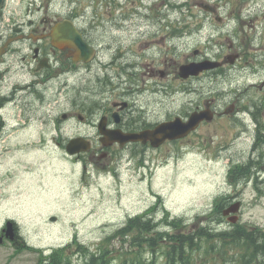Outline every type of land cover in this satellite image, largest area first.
<instances>
[{"label":"rangeland","instance_id":"obj_1","mask_svg":"<svg viewBox=\"0 0 264 264\" xmlns=\"http://www.w3.org/2000/svg\"><path fill=\"white\" fill-rule=\"evenodd\" d=\"M121 1L125 2L126 0H67L65 3L67 9L80 10L79 16L84 19V24L90 25L89 27L94 29V40L96 43L99 41V54L106 53L105 57L111 58L112 52L110 50L105 52L106 45L102 47V43L106 37L111 38L112 34L116 32L115 28L111 27L117 26L110 22L111 18L119 16L124 10L133 12L134 8L137 10L134 18L139 16L141 20H144V16L139 10H142L145 15L152 14L153 18L161 13L160 10L162 11L160 17H165L164 13L168 14L166 19L164 18L167 21L166 25L161 22L153 24V26L161 24V29L157 32L156 37L161 41L160 44L157 42L158 48H155L154 51L155 58L160 59V54H164L159 49L160 45L167 48L169 45L173 52L172 56L176 59L184 57L186 60L194 56L195 48H200L202 53L222 58L226 53L238 50L244 52L250 59L254 54L259 55L262 49L264 50V15L262 14L264 0L255 2L253 0H206L207 3L213 5L220 4L219 13L224 17L222 24L216 21L215 15L206 11L199 4L203 0H185L184 2L187 4L182 6L174 4L175 1L180 3L183 0H128L124 8H116L118 2ZM141 4L143 5L141 6ZM146 5H148L147 8ZM249 12H253V14L247 15ZM240 16L247 20H243ZM183 18L185 19L182 20ZM250 18L251 20H249ZM101 22L105 25L101 26ZM186 22L190 24V27L185 26ZM169 23L173 24L178 31H174V40L167 44V41L170 42L173 37V33L165 30L171 26ZM142 29L145 27L142 26ZM231 41L234 42L233 48H230ZM173 43L176 46H173ZM253 46L259 47L254 49ZM129 53L132 56V52L129 51ZM206 59L211 60L210 57ZM100 63V61H95L90 65L85 64L88 66H81L82 68L71 72L61 71L59 64L55 67H45L44 75H42L46 79L45 95H38V99L30 96L29 107L25 111L29 113V116H23L18 120L21 123L29 121V130L32 133L37 131L38 135L45 134L47 145L41 149L35 148L28 151L9 146L11 148L10 155L0 156V161L6 158L3 171L5 179L1 186L14 190L22 183L33 185L30 192L17 194L12 200L13 203L22 204L27 196L43 201L41 196L44 195L48 201L57 205V208L52 212L36 216V222H32L31 227L25 231L29 240L34 244H42L44 248L53 246L46 252L52 251L59 245L67 246V243H71L64 258L71 260L72 264H86L90 252L96 250L101 241L109 234L121 225H125L127 217L135 215L133 212L141 215L151 214L156 223L160 224V227L155 228L152 234H155L158 229L164 233L166 230H175L169 225V215L170 218L171 216L180 217L183 222H187L185 227L187 230L191 222L197 221L199 214L204 220L197 222L196 226L207 225L213 231L212 237L196 239L198 241L197 249H189L190 255L194 259L196 258L199 264H264V252L249 256L252 245L248 240L240 239L237 243L238 247L231 244L234 239L229 232L232 223H229L228 220L222 223L218 222L217 212L214 209L216 197L241 193L245 202L241 220L264 225V194L262 195L256 190L255 183L247 186L242 193L243 184H233L229 180L228 166L223 162L220 164L197 163L191 160L182 162L180 159H190L194 155L192 150L201 149L203 143L199 134L204 130L203 128L194 134L191 141L169 143L166 150L175 154L170 159L160 151L157 156V150H155L153 157L157 156L156 163L151 165L154 169L146 170L147 173L140 178L133 168L134 161L130 165L128 161L124 162L123 158L127 154L134 155L138 149L145 145L137 140L138 144L132 143L127 147L113 148L112 151L117 156H124L119 159L121 163L115 164L122 175L121 181H114L110 176L104 177L92 167V176L84 180L82 163L73 164L71 155L65 148L68 139L77 135L94 136L95 140L92 145L90 144L92 151L100 145L97 139L100 140L101 133L97 135L95 132L98 129L99 119L107 113V108L112 106L107 103L108 98H111L112 103L114 99L125 97L139 107L138 103L133 101L136 100L140 102L143 109L147 110L149 115L159 110L158 118H161L169 113L189 114L195 105L208 95V89L214 93L218 90L220 105H223L226 100L231 102L237 97L236 87L243 88L245 82H250L246 85L247 92L243 93L241 89L239 91V103H247L263 96V93L252 86L251 82L264 79V66L256 64L253 60L245 67L227 69L220 80L215 83L214 80L209 81L208 78L203 82L162 79L160 75L150 74L148 69L138 67V72L136 76L131 77V82L123 83L122 80H126L127 76L126 79L108 78L107 75L99 77L97 71L100 72V75L103 73L102 63ZM26 64L28 67L30 66L29 63L26 62ZM175 66L169 64L166 71L172 70ZM103 68L105 69L106 66ZM128 70L132 72V68H128ZM112 73L116 74V70L113 69ZM72 81H79L80 87L84 90H81ZM156 81L160 83H156ZM114 87H117L115 90L119 91L120 97L111 90ZM134 107L136 106L134 105ZM12 109L10 107L7 116L9 125L16 124L18 118ZM64 112H73L76 113V116L71 119L68 117L69 120H65L62 117ZM79 113H82L86 119L81 120L78 116ZM259 118L264 123L263 113ZM225 121L231 123L233 117L230 120L228 117L227 119L220 118L218 125L212 126L211 131L219 132L215 138L217 141L221 139V144L224 145L223 150L228 152L227 155L239 163L247 161L248 158L261 160L262 154L264 158V143L260 144V141H257L254 144L257 136L253 127L249 129V126L245 125L244 131L236 133L234 136V132L240 124H253V121L242 119L238 121L236 127L232 128ZM60 140H62V144L59 146L53 143V141ZM94 154L92 155L94 156ZM225 159L227 156L224 157ZM54 164H59L61 171H65L67 174L76 173V186L72 190L77 188L78 190L70 193L68 186L62 185L63 199L51 190L42 191L37 187L36 181L41 174H46V168H52ZM137 166L138 164L135 165V167ZM188 167H191L190 171H187ZM45 188H48L47 183H45ZM82 191L88 193L89 199L86 195H81ZM156 194H161L163 202L153 206L151 200L158 199L154 196ZM138 198H142L143 200L140 202H146L145 205L126 210L133 208L136 204L129 202H135ZM9 199L7 194L0 197V204L5 212H8L6 205ZM82 199H88L87 204H82ZM74 204L77 206H73ZM51 213L57 216V222H51L49 218ZM75 223L79 225H75ZM134 235L135 230L126 227V229H121L116 237L106 239L113 252L109 258L111 262L107 264H139L138 261L125 262L120 255L130 248L129 244L134 242ZM75 239L91 249L87 248L88 250L79 253L76 244L72 241ZM224 241L227 243L223 244ZM257 241L261 242L259 238ZM138 248L139 256L141 255L145 261L143 264H167L166 254L170 248L169 243L154 247L152 253H149L147 243H143ZM206 249L212 250L211 256L208 258H206ZM14 254V248L0 247V264H35L39 252L26 250L15 256ZM227 259H232L231 263L227 262Z\"/></svg>","mask_w":264,"mask_h":264},{"label":"flooded vegetation","instance_id":"obj_2","mask_svg":"<svg viewBox=\"0 0 264 264\" xmlns=\"http://www.w3.org/2000/svg\"><path fill=\"white\" fill-rule=\"evenodd\" d=\"M253 1L255 2L256 0ZM125 4L126 3L124 1L118 2V7L116 8L120 9L124 7ZM201 4L207 6V4ZM219 6V3L215 5L217 8ZM66 10L70 12H66ZM73 10L74 9H67L63 0H0V118H3V111L7 108L9 103L16 101L18 107L26 110L29 106V96H38L45 90L43 82H41V78H38L36 82V78L32 79V81H28L25 79L26 76L24 74H17L16 81L10 83V77L12 76V73L10 72L9 59L13 52L20 50L29 51L31 54L28 56L24 55L22 58L27 59L31 56L35 62H40L44 59L47 61L46 68L53 67L55 64L60 63L64 65V71L72 70L70 61L74 63L75 60V56L73 54L74 48L67 45L64 47H58L53 43L52 37V33L54 32L55 28L64 18L70 17L73 21H75L77 26L83 32L87 41L91 45L95 46L97 51L100 52L98 49L99 41L96 43L94 40V29L89 27L90 25L87 26L83 24V19H81ZM136 12L137 11L128 14L123 12L121 20L120 18L110 20L111 23L117 25L111 27L115 28L117 32H115L111 38L106 37V41L102 43V47L106 45L105 52L110 50L113 57L110 59L103 56L99 61L109 62L108 65L110 68H120L117 74L126 72L128 68L136 67V70L132 71V76H136L138 67L141 65L142 67L148 69L150 74H158L163 78L169 77L173 71L170 70L167 72L166 68L162 69V67L159 66V63H163L167 68L169 64H174L179 67L183 62L188 60L185 58L176 59L174 57H168V52L165 50H163L164 54L160 55L161 60L156 59V56L154 55L156 48L155 42H157V32L161 29V25L160 27L153 26L157 19H150L148 15H145L142 11H140V13L144 16V20H141L139 16L134 18ZM160 22L166 25L167 21L164 20V18H161ZM142 25L145 26V29H142ZM153 30L156 31L154 32ZM165 30L174 33V25L171 24V26L165 28ZM58 41L60 43H64L65 35L60 36ZM11 42H13L15 45L11 44ZM233 45L230 48H233ZM258 47L259 46H253L254 49H257ZM260 48L262 49V47ZM129 51L132 52V56L130 55ZM235 51L239 57H236L234 64L203 71L198 76H194L188 80L197 79L203 82L208 78L209 81L214 80L215 83L220 80V75L227 69L245 67L246 65L251 64L253 60L256 64L264 66L263 49L259 55L254 54L251 59L250 57L246 56L244 52L238 50ZM76 56L79 59L85 58L79 53H76ZM207 57L219 59L222 58L220 56L218 57L217 55L211 56L210 54L203 52L198 55L196 59H205ZM120 59L121 62H119ZM92 63L93 62L79 61L77 66L85 64L90 65ZM155 63L161 69H157V67L154 65ZM34 69L38 71L36 67H34ZM102 72L103 73L100 75V72L97 71L99 77H105V75H107L108 78H114L117 75H109L108 73L105 74L104 71ZM125 81L126 80H124V82ZM72 82L75 85H78L81 90L83 89L80 87L79 81ZM249 83L250 82H245V86L243 88L239 86L236 87L235 91L237 97L231 102L226 100V102L223 104V110L221 105L218 103V90H216L214 93L211 92V89H208V95L200 100V102L197 103L195 108L192 110L194 111L196 109H204L209 106V108L215 112L214 117L210 121L204 120L198 127V131L202 128L204 129L202 132H200L199 136L203 143L202 150H204L206 154H209L210 157L218 156L220 149L224 146L221 144V139L217 141L215 138L219 132L216 130L211 131L212 126L216 127L220 118L222 117L227 119V117L233 115V121L231 123L230 121H225V123L231 128L234 126L236 127L239 120L249 119L254 123L240 124L236 128V132L242 133L244 131V126L246 125L249 126V129L253 127L257 134H259L257 141H260L262 138H264V123H262L259 118L262 113L264 116V79L251 82L252 86L258 88V90L263 93V96L257 100L240 104L239 91L241 89L243 93L247 92L246 85ZM229 108L230 111H232L231 113H222L224 110H228ZM72 114L74 113L71 112V115ZM173 115L174 114L171 113L167 114L163 121L172 119L176 115L180 114ZM181 116L186 118L188 114ZM156 121L157 120L149 119L148 116L145 115L138 119V125L141 129H145L150 127ZM173 141L179 142L180 140ZM166 142L170 143L172 141L167 140ZM262 182H264V180ZM7 221L8 220L6 219L0 224V232H2L3 235L8 238L6 239V245L13 248L29 246V240L20 234V226L18 224L15 223L13 230L14 232L12 234L11 231H9V228L6 230ZM183 242V248L185 251L189 250V237L185 236L183 238ZM255 246L257 251L258 249L260 251L262 250L258 241L255 242ZM251 255H253V253H251L249 256ZM229 261L231 263L232 259H229Z\"/></svg>","mask_w":264,"mask_h":264},{"label":"trees","instance_id":"obj_3","mask_svg":"<svg viewBox=\"0 0 264 264\" xmlns=\"http://www.w3.org/2000/svg\"><path fill=\"white\" fill-rule=\"evenodd\" d=\"M255 162L257 164V160ZM126 227L131 229H137L139 231L138 237L134 236V242L132 245H130V251L127 252V255H129L130 257V260L135 261L137 259V256L135 255L136 248L141 246L143 243H148L149 244L148 246L154 247L150 242H148V238L145 235L146 232H150L152 230V226L148 224L147 221H144L143 217L136 216L135 218L129 219L128 225ZM210 232H211L210 230L209 233L204 231L206 236L212 237V233ZM118 233L116 235H118ZM153 237L156 240L154 241V243L158 242L159 239H161L162 237V232H159L157 236H153ZM169 237L170 239L172 238L173 241H177L171 248L168 249V253L170 254L171 258L173 260H177L180 257V255L185 251V249L183 248L184 244L182 240L185 237V235L174 234V235H169ZM188 237H189V246H192L194 244L196 247H198V241L196 240V238H194V234L191 233V235ZM232 242L234 243L235 239ZM252 244L253 241H251V245ZM255 249L257 250L256 246ZM83 251H86V249L84 248ZM258 251L263 252V250L260 251L259 249ZM65 254L66 253L63 250L60 252L55 251L51 255L46 257L47 259L46 262H42L41 264H64V263L70 264L71 260L69 259L66 260L64 258ZM111 255H112V251L108 247L100 246L97 252H93L90 254V257L87 259L86 264H107Z\"/></svg>","mask_w":264,"mask_h":264},{"label":"water","instance_id":"obj_4","mask_svg":"<svg viewBox=\"0 0 264 264\" xmlns=\"http://www.w3.org/2000/svg\"><path fill=\"white\" fill-rule=\"evenodd\" d=\"M207 9L210 7L207 6ZM65 35V40H76V43L79 47V51L81 55L87 59L88 56L93 54V51L91 48H89L83 41L80 33L76 30V28L69 22L64 23L61 26L59 37ZM79 59V58H78ZM229 61L234 60V56L229 57ZM222 62H216V61H200V62H192L189 64H185L181 67V72L184 77H189L190 75H198L203 69L206 68H215L217 66H220ZM203 116H207L208 118H211V114L208 111L205 112H195L191 116L190 122L182 124L180 121H175L171 126L170 129H168L167 125V137L169 138H177L180 136H184L187 133H189L192 129H195L198 125L200 120L203 118ZM83 143V138H76L70 141L68 144V149L70 152H75L76 147H78L80 144Z\"/></svg>","mask_w":264,"mask_h":264},{"label":"bare ground","instance_id":"obj_5","mask_svg":"<svg viewBox=\"0 0 264 264\" xmlns=\"http://www.w3.org/2000/svg\"><path fill=\"white\" fill-rule=\"evenodd\" d=\"M66 1H67V0H63L64 3H66ZM147 7H148V5L146 6V8H147ZM160 12L162 13L161 10H160ZM161 13H159V14L156 15V19H157V20L155 21V23H157V22L160 21V14H161ZM167 15H168L167 13H164V16H165V17H167ZM158 17H159V19H158ZM161 24H162V23H161ZM161 24H160V25H161ZM160 25H158L157 27H160ZM168 53H171L170 55H169V54L167 55L168 57H173V56H172V53H173V52H171V50H168ZM160 55H162V54H160ZM165 56H166V55H165ZM182 240H183V239H182ZM183 243H184V242H183ZM189 247H190V249H197V248H198V247H196L194 244H193L192 246H189ZM153 249H154V247L149 246V253H152V252H153ZM227 262H230V261L227 260ZM143 263H144V262H143Z\"/></svg>","mask_w":264,"mask_h":264}]
</instances>
